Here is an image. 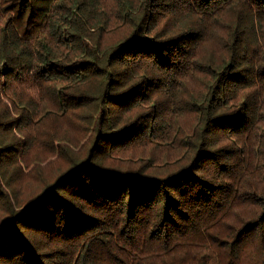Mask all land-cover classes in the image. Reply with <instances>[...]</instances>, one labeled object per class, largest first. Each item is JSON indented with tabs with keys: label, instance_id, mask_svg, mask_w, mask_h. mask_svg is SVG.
I'll return each instance as SVG.
<instances>
[{
	"label": "trees",
	"instance_id": "16d2710c",
	"mask_svg": "<svg viewBox=\"0 0 264 264\" xmlns=\"http://www.w3.org/2000/svg\"><path fill=\"white\" fill-rule=\"evenodd\" d=\"M0 264H264V0H0Z\"/></svg>",
	"mask_w": 264,
	"mask_h": 264
},
{
	"label": "rangeland",
	"instance_id": "374dc122",
	"mask_svg": "<svg viewBox=\"0 0 264 264\" xmlns=\"http://www.w3.org/2000/svg\"><path fill=\"white\" fill-rule=\"evenodd\" d=\"M179 107L180 106H177V109H180ZM191 122H192V117L191 116L182 114V115H179V117L177 118L176 124H178V125H180L182 127H188V126L191 125ZM88 136H89V134L86 136V138H88Z\"/></svg>",
	"mask_w": 264,
	"mask_h": 264
}]
</instances>
